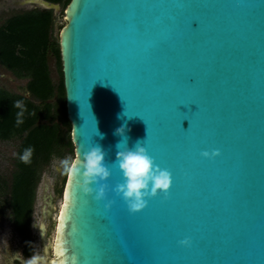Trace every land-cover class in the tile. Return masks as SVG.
Masks as SVG:
<instances>
[{
	"label": "water",
	"instance_id": "1",
	"mask_svg": "<svg viewBox=\"0 0 264 264\" xmlns=\"http://www.w3.org/2000/svg\"><path fill=\"white\" fill-rule=\"evenodd\" d=\"M59 45L73 162L99 145L112 174L99 201L67 174L55 264H264V0H71ZM125 137L173 178L136 213Z\"/></svg>",
	"mask_w": 264,
	"mask_h": 264
},
{
	"label": "trees",
	"instance_id": "2",
	"mask_svg": "<svg viewBox=\"0 0 264 264\" xmlns=\"http://www.w3.org/2000/svg\"><path fill=\"white\" fill-rule=\"evenodd\" d=\"M47 1L66 9L71 0ZM56 21L53 11L33 8L12 14L0 25V65L15 78L27 80L28 92L0 88V142H18L10 180L0 175V215L3 205H8L12 226L24 242L31 240L30 225L43 172L53 159L74 152L60 45L53 36ZM51 56L60 75L57 84L51 77ZM18 100L27 108L20 126L16 125L19 109L13 106ZM29 146L35 151L31 164L26 165L19 156Z\"/></svg>",
	"mask_w": 264,
	"mask_h": 264
},
{
	"label": "clouds",
	"instance_id": "3",
	"mask_svg": "<svg viewBox=\"0 0 264 264\" xmlns=\"http://www.w3.org/2000/svg\"><path fill=\"white\" fill-rule=\"evenodd\" d=\"M115 91L117 90L115 89ZM117 93L119 94L118 91ZM120 98L123 101L121 96ZM13 106L19 109L17 112L16 125L20 126L24 123L23 117L27 108L23 100L14 101ZM122 129L123 132H121ZM117 132L123 135L124 128L121 127ZM126 141L127 137L121 142L126 145V147L117 152L116 160L113 162L114 164H118L119 169L123 173V182L117 184L114 190L117 195L122 196L127 203L129 211L136 213L144 210L148 205V200L158 196L161 192L167 196L173 185V178L170 171L162 169L155 163L148 149L143 146L144 140H138L133 148H128ZM121 143L117 144L118 149H120ZM34 151L35 149L32 146L25 148L23 153L19 156L20 161L26 165L31 164ZM220 155L219 149L213 150L212 152L204 151L202 153V156L205 158H214ZM105 157L106 152L97 145L92 146L91 149L84 154L82 161H80L82 168H78L76 162H71L68 159H64L61 164L64 171L69 175L82 171L85 193L95 194V199L99 201L106 198L109 188L107 183H101V181H108L112 174L105 161ZM94 184H98L99 187L93 188L92 185ZM180 243L187 246L190 244V239L186 238L180 241ZM41 259L42 258L39 256H33L28 261V264H41Z\"/></svg>",
	"mask_w": 264,
	"mask_h": 264
},
{
	"label": "rangeland",
	"instance_id": "4",
	"mask_svg": "<svg viewBox=\"0 0 264 264\" xmlns=\"http://www.w3.org/2000/svg\"><path fill=\"white\" fill-rule=\"evenodd\" d=\"M22 1L23 0H0V25L12 14L21 10L33 8L30 5H22ZM56 17L57 21L53 36L59 41V31L62 26L65 25V8L61 7V10L56 14ZM49 65L51 77L54 83L57 84L60 80V75L56 67L55 59L52 56L49 59ZM26 85L27 80H19L15 78L9 71L0 65V88H4L14 93L28 95ZM65 130L68 132L67 129ZM17 145V141L0 142V175L7 180H10L11 173L14 170V158L16 156ZM64 159L73 162L75 159V152L68 153L63 159H53L51 164L43 172L37 188L36 202L34 206V217L37 226L44 222L41 214L49 195L54 198L52 222L57 220L59 209L62 204L63 188L68 174L64 171L61 164ZM56 187H59L57 193L55 192ZM2 208L3 213L0 215V248L15 245L11 210L6 204H4ZM53 238L54 230H52L50 237L47 239L46 245L51 246L53 244Z\"/></svg>",
	"mask_w": 264,
	"mask_h": 264
},
{
	"label": "flooded vegetation",
	"instance_id": "5",
	"mask_svg": "<svg viewBox=\"0 0 264 264\" xmlns=\"http://www.w3.org/2000/svg\"><path fill=\"white\" fill-rule=\"evenodd\" d=\"M58 191L59 187H56L55 192L57 193ZM46 201V205H44L41 214L44 222L37 226L33 213L30 225V242L22 241L19 234L13 228L15 245L0 248V264H28V261L33 256L41 257V264H55L56 254L54 251V244L56 235L55 225L57 220L52 222L54 198L49 195ZM52 230H54L53 244L49 246L46 245V241L50 237Z\"/></svg>",
	"mask_w": 264,
	"mask_h": 264
},
{
	"label": "snow or ice",
	"instance_id": "6",
	"mask_svg": "<svg viewBox=\"0 0 264 264\" xmlns=\"http://www.w3.org/2000/svg\"><path fill=\"white\" fill-rule=\"evenodd\" d=\"M66 200H67V196H66ZM67 207H68V205L66 204V205H65V208H67ZM62 216H63V213H62Z\"/></svg>",
	"mask_w": 264,
	"mask_h": 264
}]
</instances>
